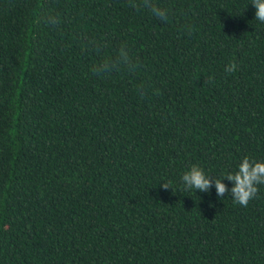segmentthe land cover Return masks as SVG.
<instances>
[{"label":"trees","instance_id":"1","mask_svg":"<svg viewBox=\"0 0 264 264\" xmlns=\"http://www.w3.org/2000/svg\"><path fill=\"white\" fill-rule=\"evenodd\" d=\"M255 11L0 0V264H264V184L245 207L181 179L264 160Z\"/></svg>","mask_w":264,"mask_h":264},{"label":"clouds","instance_id":"2","mask_svg":"<svg viewBox=\"0 0 264 264\" xmlns=\"http://www.w3.org/2000/svg\"><path fill=\"white\" fill-rule=\"evenodd\" d=\"M251 4L255 7V19L264 22V0H251ZM151 11L159 19L167 18L166 10L152 5ZM120 62L131 64V58L123 48L120 50ZM110 65L105 62L94 71L100 73L108 70ZM237 65L233 62L226 67V71L234 72ZM225 178L233 182L231 188L224 182ZM185 190H199L201 192H210L213 181L215 183L216 194L218 197H225L226 193H230L233 201L241 206H247L249 202L255 198L259 191V185L264 184V160H254L249 156H245L238 165V170L217 177L209 175L204 168L199 165H192L181 177ZM162 187L164 190L172 188L170 182L163 180ZM174 191V189H173Z\"/></svg>","mask_w":264,"mask_h":264}]
</instances>
